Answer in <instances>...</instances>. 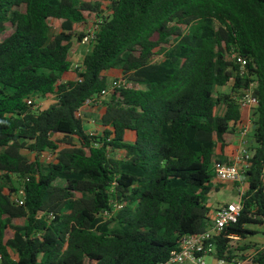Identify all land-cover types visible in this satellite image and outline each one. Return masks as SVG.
<instances>
[{"label":"trees","instance_id":"16d2710c","mask_svg":"<svg viewBox=\"0 0 264 264\" xmlns=\"http://www.w3.org/2000/svg\"><path fill=\"white\" fill-rule=\"evenodd\" d=\"M94 17L75 69V27ZM111 70L126 84L106 96L92 135L78 112L111 88ZM251 84L248 189L238 221L213 241L228 260L248 249L230 236L248 240L264 225V0H0V264L167 260L211 225L214 168L230 163L243 110L235 98ZM49 150L53 162L42 159ZM113 202L122 208L104 221ZM254 249L253 264H264V247Z\"/></svg>","mask_w":264,"mask_h":264},{"label":"built area","instance_id":"2783aa9c","mask_svg":"<svg viewBox=\"0 0 264 264\" xmlns=\"http://www.w3.org/2000/svg\"><path fill=\"white\" fill-rule=\"evenodd\" d=\"M96 31L91 28L83 37L81 43L85 45H90L96 35ZM237 63L240 67V74L242 76L248 73L247 60L241 56L234 55ZM75 69L81 70V65L75 64ZM126 83L124 80H115L110 89H105L99 95L98 98L88 100L84 107H82L78 116L82 117V113L85 107H99L102 104L103 99L110 93V90L114 88H121ZM243 93L235 98L241 108L252 110L257 107L258 99L254 94V84H251L248 88L242 91ZM27 103L29 105L33 104V99H28ZM252 125L243 129L242 135L248 136L251 131ZM90 134L94 135L95 130L89 131ZM57 153L55 151H47L42 154V159L46 162H53L56 160ZM252 153L248 150V143L244 144L241 152L234 157V159L224 165H216L214 168L215 178L220 183H232L239 185V195L238 201L224 204L219 206L211 217V225L208 229L201 234L187 235L182 238L179 246L174 249L167 260L159 262L157 264H207L206 258L212 256L214 258V264H238L236 260H228L226 258H219L216 255V245L213 242L215 238L223 235L226 228L233 223H236L241 215L243 204L242 198L246 194L241 184H243L244 178L246 177V172L250 168V158ZM262 182L264 187V171L262 175ZM13 200L16 203L22 204L25 200L24 188H20L17 194L13 196ZM122 208V205L118 202H113L112 210H107L100 217L106 221L110 219L116 212ZM232 240H239L238 236H230ZM247 262L253 264L251 257L248 258Z\"/></svg>","mask_w":264,"mask_h":264},{"label":"crops","instance_id":"0c3cea01","mask_svg":"<svg viewBox=\"0 0 264 264\" xmlns=\"http://www.w3.org/2000/svg\"><path fill=\"white\" fill-rule=\"evenodd\" d=\"M76 29V27H75ZM88 49H89V46L88 45H85V44H82L80 42L78 43H74L73 44V49H72V52H71V59L75 64H78L79 62L82 61L83 57L88 53ZM107 76H108V80H109V83H111L112 81H114L115 79H117L118 77L121 76V72L118 71V70H111L109 72H107ZM227 87H230L231 86H227ZM227 87H224L223 89L227 88ZM221 89V88H220ZM219 88L216 89V91H218ZM230 91V89H229ZM229 91H227L226 93H228ZM220 93V91H219ZM48 98H54V96H49L47 97L46 99ZM55 100V98H54ZM54 100L51 102V104L54 102ZM107 100V97H105L102 101V104L99 106V107H85L84 110H83V113H82V118L84 119V122L85 124H87L88 128L86 127L87 131H91L94 127L93 125V120H92V116L94 114H97L96 111L98 109H102L100 110V121H101V117L103 115V112H104V102ZM224 110H225V106L224 105H221L218 109V112L219 114H223L224 113ZM252 125V122H251V110H248V109H244L242 110V120L239 124H237L235 127H234V130H235V136L232 140V143L230 145V147L228 148L227 150V154H228V157H229V161L231 162L234 157L236 155H238L241 150L243 149L244 147V144L245 143H248L249 145V141H250V138H249V135L248 136H243L242 135V131L243 129L247 128V127H250ZM96 128V127H95ZM95 130V129H94ZM97 131H101V123H99V128ZM132 137V135H131ZM244 191L247 192V189H248V182H247V178L245 177L244 178V181H243V184H241ZM239 185L237 184H232V183H220L218 182L216 179L213 180V189L211 191V193L209 194V200L210 198L212 197V195L214 193H218L219 190L223 187H229L231 188L233 191H235L237 193V200H233L231 202H219V201H214V202H210L208 201L209 203V206L211 208V212H210V218L212 217V213H214V211L221 205H224V204H230V203H233V202H236L239 200L240 198V195H239ZM238 240V239H237ZM241 240V239H239ZM253 239L249 238L248 240H245V241H252ZM234 241L236 240H233L232 244L234 245ZM259 248H263V247H260L258 245ZM255 249H253V252H254ZM253 254V253H252ZM237 255V254H236ZM248 258H245L243 259L242 257V262L238 259V255H237V258H236V261L238 264H251L249 262H247ZM209 264H214V258H212V262L209 263Z\"/></svg>","mask_w":264,"mask_h":264},{"label":"rangeland","instance_id":"374dc122","mask_svg":"<svg viewBox=\"0 0 264 264\" xmlns=\"http://www.w3.org/2000/svg\"><path fill=\"white\" fill-rule=\"evenodd\" d=\"M107 3H104V10L106 11V13L108 14V10H107ZM95 19V20H94ZM97 20V18H93V20H89V25H85V26H81V25H77L76 29H75V34L73 37V41L74 43H78V35L80 33H87L91 28L94 27L95 21ZM50 25L52 28V32L53 33H58L59 31H61V26L60 23L54 20L50 21ZM13 32V27L11 25H8L7 31L4 34V36H8L9 34H11ZM230 87H227L225 89L223 88H219V90L217 91L219 93H226L227 91H229ZM54 100V98H48V99H43V100H38L36 101V109H45L48 108L51 105V102ZM100 110H102L101 108L98 109L96 111L97 114H94L92 116V120H93V129L91 131H93L95 129V131L98 130L99 128V123H100ZM85 126L88 128L87 124H85ZM96 127V128H95ZM31 158H33V156H30ZM58 184L60 185H64V182L59 181ZM233 200H237V193L235 191H233L231 188L229 187H223L219 190L218 193H214L212 195V197L210 198V202H214V201H219V202H231ZM16 223L19 224H23L22 220H17ZM251 229H253L254 231H257L258 234L255 236H251L250 238L253 239L251 242L250 241H245L243 239L241 240H236L234 241V246L237 249L240 248H247L248 249L246 251H240L237 250L236 254L238 255V259L242 262V257H250L253 253V249L255 246H260V247H264V225H252L250 226ZM212 256H208L206 258V262L207 264L212 262Z\"/></svg>","mask_w":264,"mask_h":264},{"label":"water","instance_id":"95a60500","mask_svg":"<svg viewBox=\"0 0 264 264\" xmlns=\"http://www.w3.org/2000/svg\"><path fill=\"white\" fill-rule=\"evenodd\" d=\"M254 154H255V152L253 151V152H252V157L254 156Z\"/></svg>","mask_w":264,"mask_h":264}]
</instances>
